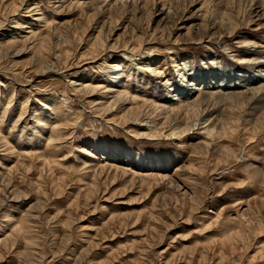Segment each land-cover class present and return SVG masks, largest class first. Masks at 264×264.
<instances>
[{"label":"rangeland","instance_id":"obj_1","mask_svg":"<svg viewBox=\"0 0 264 264\" xmlns=\"http://www.w3.org/2000/svg\"><path fill=\"white\" fill-rule=\"evenodd\" d=\"M105 1L0 0V264H264V0Z\"/></svg>","mask_w":264,"mask_h":264},{"label":"bare ground","instance_id":"obj_2","mask_svg":"<svg viewBox=\"0 0 264 264\" xmlns=\"http://www.w3.org/2000/svg\"><path fill=\"white\" fill-rule=\"evenodd\" d=\"M64 1V0H63ZM108 3V5H111L112 4V2H110V0H106ZM105 1V2H106ZM116 1H118V0H116ZM116 1H115V4H116ZM118 3V2H117ZM114 5V4H113ZM260 6H264V4H262V5H260ZM259 6V7H260ZM35 9H33L32 11H34ZM37 12V11H36ZM36 12H35V14H36ZM34 20V19H33ZM36 20V19H35ZM21 26H20V23H18L17 24V26H16V28H20ZM28 33H32L31 31H28ZM142 47V46H141ZM243 62H245V61H243ZM243 62H241V63H243ZM190 62L188 61H182V62H176V64L174 65L176 68H177V70L178 71H180V78H181V80L184 82L185 80H186V76L188 75V68H190ZM260 65V67H264V63L262 64V63H260L259 64ZM125 68L123 69L124 70V72L126 73V72H128L129 70H132V69H135L136 67H140L141 65L140 64H136V63H134V64H132V63H127V64H125V65H123ZM132 66V67H131ZM131 67V68H130ZM151 72L154 74L153 76H155V77H159L160 75L162 76L163 75V71H161L160 69H151ZM117 73V72H116ZM128 75V74H127ZM231 76H230V80L233 82V80H236V78H237V75H239V73H237V74H235V73H232V74H230ZM120 76V73L119 74H116V75H114V77H116V78H118ZM227 75L226 74H224L223 72H221V70H215V69H211L210 71H207V72H202V73H200V74H198V75H195L194 76V78L193 79H191V82L190 83H188L187 85H184V86H182V85H177L175 88H174V92H178V93H186L187 95L186 96H189V95H191L192 94V92H193V90H195V89H199V87L200 86H209V87H217L218 85H219V83H220V81H218L219 79H221L222 77H226ZM253 77V76H252ZM217 80H216V79ZM91 80H94V79H91ZM223 80H226V81H229L228 79H223ZM223 80H221V81H223ZM240 80V79H239ZM113 82H114V80H112ZM124 81V80H123ZM123 81H121L120 83H122ZM168 81H170V80H167V83H169L168 84V86L169 85H171V86H174V84L170 81V82H168ZM216 81H218V83H216L217 85H214V82H216ZM72 83H74V82H72ZM120 83L119 82H116L115 84H109V85H106V86H103L102 88L104 89V92L103 93H106L107 94V97H108V95H111V94H117L116 95V97H115V99H117L118 101H120V98L121 99H123L126 95H125V93H124V90H122V89H119V88H117V87H119V85H120ZM128 83V82H127ZM172 83V84H171ZM117 84V85H116ZM197 84H200L199 86H195L194 87V85H197ZM77 86H76V90L78 91V92H81V91H84L87 87H88V85L87 84H81V83H78V84H76ZM222 86L224 85L223 83L221 84ZM235 85H236V83H235ZM74 86V85H73ZM89 86H90V84H89ZM125 86H126V84H125ZM221 86V87H222ZM191 87H193V88H191ZM196 87H198V88H196ZM219 87V86H218ZM168 88H170V87H168ZM103 95V94H102ZM131 97V96H130ZM102 98H104V97H102ZM110 98V97H109ZM119 98V99H118ZM106 99V98H105ZM108 99V98H107ZM175 99H179V98H177V97H173V100H175ZM118 103V102H117ZM97 104H100V103H97ZM163 107V106H162ZM164 108H167V107H165L164 106ZM163 111H164V109H163ZM169 112V111H168ZM174 112V111H173ZM139 120H140V118H139ZM145 120H147V119H145Z\"/></svg>","mask_w":264,"mask_h":264}]
</instances>
